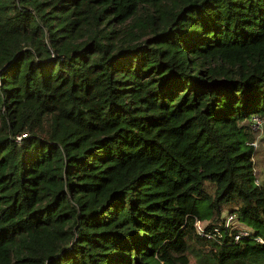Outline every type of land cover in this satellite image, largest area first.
<instances>
[{"label": "trees", "instance_id": "16d2710c", "mask_svg": "<svg viewBox=\"0 0 264 264\" xmlns=\"http://www.w3.org/2000/svg\"><path fill=\"white\" fill-rule=\"evenodd\" d=\"M251 114L264 0H0V264H264Z\"/></svg>", "mask_w": 264, "mask_h": 264}, {"label": "rangeland", "instance_id": "374dc122", "mask_svg": "<svg viewBox=\"0 0 264 264\" xmlns=\"http://www.w3.org/2000/svg\"><path fill=\"white\" fill-rule=\"evenodd\" d=\"M248 120L245 121V127L247 128L248 131V136H247V144H251L253 142L254 145L252 147L254 148L253 151V162H254V176L258 180L262 178V174L264 172V124H257L254 128H250ZM248 121V122H247ZM206 185V184H205ZM207 190H211L209 187H205ZM206 218L202 219V222H205ZM193 258L190 256L189 257V264H193Z\"/></svg>", "mask_w": 264, "mask_h": 264}, {"label": "built area", "instance_id": "2783aa9c", "mask_svg": "<svg viewBox=\"0 0 264 264\" xmlns=\"http://www.w3.org/2000/svg\"><path fill=\"white\" fill-rule=\"evenodd\" d=\"M250 119V122H248V124H249V127L250 128H254L257 124H259V123H261V124H264V121L260 118V117H258L257 115H255V114H251L250 115V117H249ZM19 138V136H17V139ZM251 145H254L253 144V142L251 143ZM254 180H255V182H258L259 180L256 178V176H255V178H254ZM261 180H262V183H263V186H264V172H263V174H262V178H261ZM232 217V215H229V216H227L226 217V224H227V220H229L230 218ZM193 225H194V229H195V231L198 233V234H200V235H204V236H206V237H210L211 236V234H209V233H207V232H205L204 230H203V225H202V221H200V220H198V219H194V221H193ZM245 234H247V230L246 229H240V230H238V232L236 233V234H234V236H233V239H234V241H236L239 237H241L242 235H245ZM258 241H261V238L260 237H257L256 238ZM217 242H220V240H219V238H216L215 239Z\"/></svg>", "mask_w": 264, "mask_h": 264}]
</instances>
